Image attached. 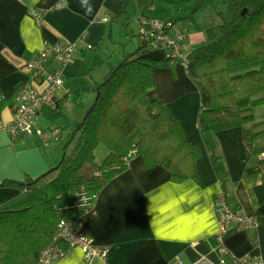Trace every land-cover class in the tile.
Here are the masks:
<instances>
[{"label": "crops", "instance_id": "crops-1", "mask_svg": "<svg viewBox=\"0 0 264 264\" xmlns=\"http://www.w3.org/2000/svg\"><path fill=\"white\" fill-rule=\"evenodd\" d=\"M58 2L61 4L57 6ZM135 5L138 8L136 0H0V98L11 99L16 93L27 78V62L45 41L75 44L71 60L64 65L63 84L50 104L62 99L80 82L85 83L93 67L95 72L88 80L91 88L125 53L122 49L117 57L115 50L102 45L108 39L114 41L113 25L125 33L132 30L129 6ZM167 18L174 19L175 26L187 28V53L192 51L191 45L205 43L209 26L192 32L179 18ZM128 43L136 46L133 39ZM166 54L163 45L147 52L151 58H164ZM153 79L150 96L160 99L181 122L187 137L200 145L201 155L194 161L197 179L173 181L164 166H148L141 154H133L127 167L106 182L81 215L94 243L105 254L86 259L83 250L74 246L53 264H180L178 258L181 264H202V259L218 263L222 258L230 263L228 256L241 255H259L264 264V181L258 163L260 155L246 154L241 127L216 131L215 151L228 173L222 185L200 132V92L186 64L169 61L153 69ZM15 104L13 99V104L2 106L0 121L6 123L14 118ZM38 114H43L42 110L35 117L32 133L13 138L7 131H0V181L40 175L60 162L63 155L57 149L50 151L36 133ZM61 135L63 138L64 132ZM107 151L103 143L97 144L96 160L100 161ZM221 190L234 210L259 219L255 231L232 224L217 237L214 199ZM21 192L18 187L0 186V202L16 198ZM253 233L255 241L250 237ZM220 247L226 249L225 253H221Z\"/></svg>", "mask_w": 264, "mask_h": 264}, {"label": "trees", "instance_id": "trees-1", "mask_svg": "<svg viewBox=\"0 0 264 264\" xmlns=\"http://www.w3.org/2000/svg\"><path fill=\"white\" fill-rule=\"evenodd\" d=\"M136 1L140 5L145 0ZM225 1L228 14L218 13L219 19L206 29L205 43L192 50L186 62L200 92V132L224 185L228 173L215 151V132L241 127L246 154L260 155L264 181V146L254 143L264 134V117L254 120V107L264 102V0ZM158 46L138 35L135 48L93 82L90 89L95 98L84 115L69 127L54 123L64 151L58 165L40 175L0 181V186L22 191L0 202V264H38L39 253L54 239L59 220L81 217L133 154H141L148 166H164L173 181L197 179L194 161L201 155L200 145L187 137L160 99L150 96L153 69L179 61L167 55L149 57L147 52ZM13 99L15 93L11 99L0 98V110L13 104ZM65 99L64 95L43 105L44 116L55 121L64 115ZM16 108L17 103L15 112ZM64 127L67 133L62 138ZM99 143L108 151L97 161L94 149ZM81 196L90 203L80 204Z\"/></svg>", "mask_w": 264, "mask_h": 264}, {"label": "built area", "instance_id": "built-area-1", "mask_svg": "<svg viewBox=\"0 0 264 264\" xmlns=\"http://www.w3.org/2000/svg\"><path fill=\"white\" fill-rule=\"evenodd\" d=\"M60 4L61 2L56 3L57 6ZM186 34L187 28L175 26L174 19L149 15L140 16L139 37L165 46L167 56L178 59L184 64L188 58V53L184 51ZM74 48V43L44 42L32 59L27 62V78L15 93L17 103L15 116L10 122L0 121V131H7L13 138L34 131V120L37 113L43 105L52 101L56 90L63 84L64 65L71 60ZM51 63H54L55 66H51ZM78 200L83 205L90 203L85 196H81ZM214 209L218 217L217 237H221L222 233L232 224L250 231H255L259 224V219L254 215L234 210L223 190L218 191L215 195ZM250 237L252 241L256 240L255 233ZM74 246H79L83 250L86 259L105 254V250L94 243L93 237L87 231L81 217L73 220L62 218L57 224L54 239L40 251L38 264H53L54 260L62 257L70 247ZM220 251L225 253L226 249L220 247ZM228 257L231 260L230 263L225 258H222L218 263L202 259L201 263L262 264V258L259 255ZM178 262L181 264L180 258H178Z\"/></svg>", "mask_w": 264, "mask_h": 264}, {"label": "rangeland", "instance_id": "rangeland-1", "mask_svg": "<svg viewBox=\"0 0 264 264\" xmlns=\"http://www.w3.org/2000/svg\"><path fill=\"white\" fill-rule=\"evenodd\" d=\"M142 3L138 5L139 9L136 5L129 6L132 30L129 33H125L118 30L119 26L113 25L115 30H113L111 35L114 41L108 39L107 42L103 43V48L107 47L109 50H115L117 52L115 56L119 55L118 53H121L122 49H124L125 52L133 50L135 48L133 46L134 44L128 42L133 39L136 45L138 43L137 33L140 26L141 12L150 16L165 18L172 16L179 18V20L190 27L192 32H201L203 31L202 27L205 28L206 26L214 25L218 20V12H222L224 15L228 14L227 2L225 0H145ZM118 33L120 35H118ZM196 45H191V50H194ZM94 70L95 69L91 67L89 73L86 75L87 81H85V83L80 82L78 87L74 86L70 91H67L66 99L63 101V106L61 108L64 115L58 116L55 121H50L43 114H38L39 123L36 126L37 135L43 138L44 143L48 144L47 147H49L50 151L53 152L57 149L60 156L63 154L62 144L60 141L58 142V136H55L57 130H53V125L58 122L63 126L67 124L69 127L74 120L80 119L84 115L85 110L93 103L95 92L90 89L88 80H91V73L94 74ZM263 117L264 102L254 107V120H259ZM62 132H64V136H66L67 129H62ZM254 143L255 146L258 147L264 146V134L258 136ZM71 145L72 143L68 144V146ZM254 155L255 154L252 156Z\"/></svg>", "mask_w": 264, "mask_h": 264}]
</instances>
